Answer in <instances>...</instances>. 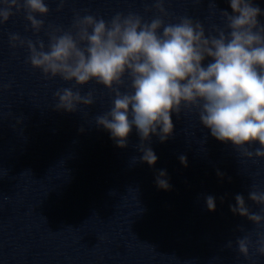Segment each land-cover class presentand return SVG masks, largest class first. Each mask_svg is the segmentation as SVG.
<instances>
[{"label":"clouds","instance_id":"1","mask_svg":"<svg viewBox=\"0 0 264 264\" xmlns=\"http://www.w3.org/2000/svg\"><path fill=\"white\" fill-rule=\"evenodd\" d=\"M165 3L153 0L151 7H145V13L155 10L149 19L132 11L118 12L110 20L76 12L71 28L65 30L51 24L45 29L44 19L37 18L50 12L45 0H0V26L23 14L37 37L44 29L47 44L9 33L10 46L26 47L27 62L46 78L59 77L78 86L95 81L107 89L111 107L95 118L96 125L109 131L119 148L127 147L134 126L141 140L140 160L149 166L158 157L145 142L152 135L166 142L174 129L172 114L180 116L182 111H194L215 139L230 141L242 156L264 158V21L259 19L264 10L253 0H228L229 12L209 0L210 14L219 12L223 26L213 25L206 32L199 19L187 15L173 22ZM64 4L59 0L56 10L62 11ZM206 59L209 62L202 66ZM54 96L56 110L66 112L96 102L94 90L82 94L61 88ZM257 142L259 147L252 150ZM179 159L187 166L186 156ZM166 176L165 170L159 171L160 189L171 187ZM205 199L207 209L215 211V198ZM248 199L261 206L259 213L251 211L239 194L230 211L259 228L264 224V191L254 186ZM255 235V240L252 234L236 240L237 251L245 259L264 256V232ZM226 247L231 249L232 241Z\"/></svg>","mask_w":264,"mask_h":264}]
</instances>
